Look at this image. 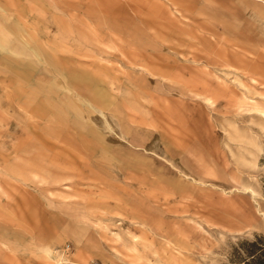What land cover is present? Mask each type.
<instances>
[{"label": "rangeland", "instance_id": "1", "mask_svg": "<svg viewBox=\"0 0 264 264\" xmlns=\"http://www.w3.org/2000/svg\"><path fill=\"white\" fill-rule=\"evenodd\" d=\"M264 235V0H0V264H226Z\"/></svg>", "mask_w": 264, "mask_h": 264}, {"label": "trees", "instance_id": "2", "mask_svg": "<svg viewBox=\"0 0 264 264\" xmlns=\"http://www.w3.org/2000/svg\"><path fill=\"white\" fill-rule=\"evenodd\" d=\"M226 264H264V235L241 239L233 246Z\"/></svg>", "mask_w": 264, "mask_h": 264}]
</instances>
